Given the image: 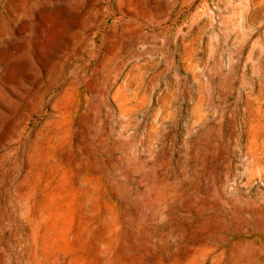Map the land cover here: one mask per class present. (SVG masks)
Instances as JSON below:
<instances>
[{"label":"rangeland","instance_id":"374dc122","mask_svg":"<svg viewBox=\"0 0 264 264\" xmlns=\"http://www.w3.org/2000/svg\"><path fill=\"white\" fill-rule=\"evenodd\" d=\"M0 264H264V0H0Z\"/></svg>","mask_w":264,"mask_h":264}]
</instances>
